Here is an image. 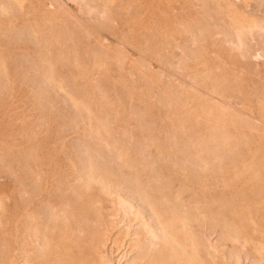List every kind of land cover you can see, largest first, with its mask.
I'll list each match as a JSON object with an SVG mask.
<instances>
[{
  "label": "rangeland",
  "instance_id": "obj_1",
  "mask_svg": "<svg viewBox=\"0 0 264 264\" xmlns=\"http://www.w3.org/2000/svg\"><path fill=\"white\" fill-rule=\"evenodd\" d=\"M263 28L264 0H0V264H26L10 191L31 171L37 211L68 201L95 225L137 191L170 224L169 264H264Z\"/></svg>",
  "mask_w": 264,
  "mask_h": 264
},
{
  "label": "bare ground",
  "instance_id": "obj_2",
  "mask_svg": "<svg viewBox=\"0 0 264 264\" xmlns=\"http://www.w3.org/2000/svg\"><path fill=\"white\" fill-rule=\"evenodd\" d=\"M262 10V9H261ZM259 28V27H258ZM260 29V28H259ZM264 29V28H263ZM262 29V30H263ZM258 31V30H257ZM260 31V30H259ZM192 47V46H191ZM154 84V83H153ZM157 86V85H156ZM155 87V86H154ZM161 88V87H160ZM168 90V89H167ZM179 92V91H178ZM181 93V92H180ZM181 97V96H180ZM173 103V102H172ZM183 105V104H182ZM166 113V112H165ZM225 113V112H224ZM146 138V137H145ZM125 143V142H124ZM142 151V150H141ZM203 151V150H202ZM28 156V155H27ZM37 157V156H36ZM135 157V156H134ZM142 157V156H141ZM38 158V157H37ZM36 158V159H37ZM41 157H39L40 159ZM44 158V157H43ZM31 159V158H30ZM42 159V158H41ZM166 159V158H165ZM135 160V159H134ZM167 160V159H166ZM26 161V160H25ZM29 161V160H28ZM34 161V160H32ZM27 162V161H26ZM140 163V162H139ZM32 163H30L29 161V165H31ZM35 164V163H34ZM28 166V163L25 164ZM24 165V166H25ZM142 165V164H141ZM34 166V165H33ZM48 166V165H47ZM132 166V164H131ZM144 166H146L144 164ZM35 167V166H34ZM45 167V166H44ZM89 168L91 166H88ZM32 168V167H31ZM36 168V167H35ZM38 168V167H37ZM35 169L33 171L36 172ZM49 168V167H48ZM84 168V167H83ZM86 168V167H85ZM22 169V168H21ZM30 169V168H29ZM135 169V168H134ZM44 170V169H43ZM52 170V169H51ZM85 170V169H83ZM82 170V171H83ZM88 171L92 170V169H87ZM85 170L83 171L85 179L88 177V175H91L90 180L92 178V174H89L88 171ZM184 170V169H183ZM20 172H22L21 170H19ZM27 172H29L26 169ZM25 171V172H26ZM124 171V170H123ZM40 172V171H39ZM44 172V171H43ZM41 172V173H43ZM65 172V171H63ZM72 172V171H71ZM68 172V173H71ZM80 172V171H79ZM88 173L86 175V173ZM93 172V171H92ZM48 173V172H47ZM57 173V172H56ZM135 173V172H134ZM137 173V172H136ZM135 173V174H136ZM12 174V173H11ZM15 174V173H14ZM30 174V176L32 177L31 180H28V178H26L27 183L31 186H33V183L35 184V180L33 179V177H37L35 175L34 172H30L28 173ZM80 175V173H77ZM102 174V173H101ZM119 174V173H118ZM133 174V173H132ZM158 174V173H157ZM171 174V173H170ZM182 174V173H181ZM17 176H19L18 174H16ZM23 175V173H22ZM34 175V176H33ZM44 175V174H43ZM72 175V173H71ZM70 175V176H71ZM80 175V176H81ZM103 175V174H102ZM102 175H98L99 177H102ZM13 176V175H12ZM47 176V175H46ZM51 176V175H50ZM67 176V175H66ZM69 176V175H68ZM75 175V177H77ZM95 176V175H93ZM96 176L97 179H99V177ZM134 176V175H133ZM142 176V174H141ZM144 176V175H143ZM25 177V175H24ZM27 177V175H26ZM39 177V176H38ZM41 177V176H40ZM49 177V176H48ZM74 177V175H73ZM79 177V176H78ZM82 176V178H84ZM138 177V176H137ZM18 178V177H17ZM71 178V177H70ZM95 178V179H96ZM119 178V177H118ZM16 177H12L11 179V191H10V198L12 200V206H10L11 208V212H10V221H11V232L13 233V236L17 242L16 244L18 245V247L13 248L12 253H10L9 257H16L17 256V251L19 250L22 254H26L23 258V262H25L26 264L29 263L31 260H33L34 262L32 264H169V252H171L172 250H169L170 246V235H169V227L167 224V222H165L164 220L158 219L155 215V217H151L152 215H154V213H159L157 211V207L154 208L156 209L153 212L150 213V210L148 211L145 207V209L149 212L148 214H146V212H143L142 210L144 209V205L141 202L140 203L138 201L139 197H138V192L135 191L133 193H130L129 195L125 192V195L121 192H119L120 190H122L118 185L120 184V182L115 185L118 186V189L120 188V190L118 191L117 188L114 189L115 187H112L111 185V190L112 188L114 189V193H116V204L117 205V209L115 208L114 211H110L105 218L101 221L99 219H102L99 217V221H97V225H95L94 223L89 222V219H91V216L87 217V212L88 211H84V209L81 208L79 210H81V212H86V216L85 213H74V211L71 209V207L73 206V203H70L68 201H64L66 199V197L64 196V198H60L61 200H63L64 202L59 201L58 204H50L48 202H46L43 207H40V211H37V207L41 206L43 204L42 202V198L41 200H36V202L32 203L31 198L29 200L28 196L27 199L24 197L25 193V188L27 187V183H23L26 186L24 188L17 191V199L14 196V184L16 183L15 181ZM22 179V178H21ZM38 179V178H37ZM40 179H44V181L46 180V177L44 178H40ZM51 179V178H50ZM49 179V180H50ZM66 179V178H64ZM63 179V180H64ZM68 179V178H67ZM66 179V180H67ZM73 179V178H72ZM88 179V178H87ZM94 179V181H96ZM129 178H127L126 181L129 182L128 180ZM17 180V179H16ZM53 180V179H52ZM71 180V179H70ZM83 180V181H84ZM89 180V179H88ZM118 180V179H117ZM120 180V179H119ZM124 180V179H123ZM133 180L135 181V179L133 178ZM137 180V179H136ZM142 180V179H141ZM21 181V180H20ZM24 181V179H23ZM40 181V180H38ZM47 181V180H46ZM54 181V180H53ZM62 183L64 181L60 180ZM69 181V180H68ZM139 181V180H138ZM137 181V182H138ZM18 182V180H17ZM22 182V181H21ZM20 182V183H21ZM48 182V181H47ZM46 182V184H47ZM52 182V181H51ZM67 182V181H66ZM65 182V184H66ZM81 182V181H80ZM85 184L87 183L86 181H84ZM83 182V183H84ZM90 182V181H89ZM88 182V183H89ZM98 182V181H97ZM104 183L103 179L101 178V180L98 183ZM131 182V181H130ZM141 182V181H140ZM19 183V182H18ZM68 183V182H67ZM82 183V184H83ZM88 183L86 185H88ZM107 183V182H106ZM104 183V184H106ZM123 183V181L121 182ZM139 183V182H138ZM22 184V183H21ZM22 184V185H23ZM58 185L59 182L57 181ZM55 184V185H56ZM70 184L74 186V183ZM81 184V185H82ZM84 184V185H85ZM101 184V185H102ZM124 184V183H123ZM123 184H120V186H122ZM130 184V183H129ZM134 184V183H133ZM132 184V185H133ZM142 184V183H141ZM139 183V185H141ZM146 184L145 181L143 182V186ZM19 185V184H18ZM45 185V184H44ZM53 184L51 183V186ZM54 185V186H55ZM80 185V187H81ZM114 185V186H115ZM125 185V184H124ZM131 185V187H132ZM137 186V184H135ZM24 186V185H23ZM38 186V185H36ZM50 186V185H49ZM69 186V185H68ZM83 186V185H82ZM92 186V185H91ZM127 186H130L127 184ZM39 187V186H38ZM94 187V186H93ZM105 189H109L110 187L105 186ZM108 187V188H107ZM55 188V187H53ZM62 188H65L62 186ZM67 188V187H66ZM73 188V187H72ZM84 188H89L88 186L84 187ZM104 188V185H103ZM125 188V187H124ZM130 188V187H129ZM143 188V187H142ZM41 189V187H40ZM44 189V187H43ZM52 189V187H51ZM50 189V190H51ZM58 189V188H57ZM101 189V187H100ZM132 189V188H131ZM135 189V187H134ZM138 190V187L136 188ZM141 189V187L139 188ZM28 190V189H27ZM46 190L48 191V189L46 188ZM53 190V189H52ZM62 190V189H61ZM68 190V189H67ZM65 190V191H67ZM72 190V189H70ZM75 189V194L77 195V191H80L81 189ZM103 190V189H101ZM128 190V188L126 189ZM143 190V189H141ZM140 190V191H141ZM30 191V190H29ZM39 190L35 191L38 192ZM42 191V189H41ZM59 191V190H58ZM106 191V190H105ZM104 191V192H105ZM109 191V190H108ZM123 191V190H122ZM144 191V190H143ZM148 191V190H145ZM71 192V191H70ZM86 192V191H85ZM93 192V191H92ZM91 192V193H92ZM137 192V193H136ZM175 192V191H173ZM178 192V191H177ZM48 193V192H47ZM54 193V192H53ZM57 193V192H56ZM67 193V192H66ZM83 193L84 197L85 193ZM107 193V192H106ZM105 193V194H106ZM129 193V192H128ZM141 193V192H140ZM28 194V193H27ZM35 194V193H34ZM40 194V193H39ZM61 194V193H60ZM90 194V192H89ZM88 193L86 194L87 196L89 195ZM93 194V193H92ZM147 194V193H143ZM167 194V193H165ZM183 194V193H182ZM30 195V192H29ZM71 195V194H70ZM69 195V196H70ZM82 195V194H79ZM111 195V193H110ZM149 195V194H148ZM184 195V194H183ZM193 195V193H192ZM39 196V195H38ZM50 196V194H49ZM52 196V195H51ZM56 196V195H53ZM62 196V197H63ZM94 199V195H92ZM114 197V195H112ZM146 200L149 199L151 197L144 195ZM143 196V197H144ZM182 195H177V193H175L173 195V201L177 202L178 205L176 206H181V209L184 207L186 210V215H189L191 219V217L194 218H200V216L203 217V210L201 209V207L199 208L197 205V202L194 200L192 202H185V198L183 199L181 197ZM30 197V196H29ZM34 197V196H33ZM80 197V196H79ZM82 197V196H81ZM90 197V195H89ZM110 197V196H109ZM164 197V196H163ZM167 197V195H166ZM166 197L165 202L166 201ZM169 199H172V196H168ZM171 197V198H170ZM184 197V196H183ZM59 198V197H58ZM71 198V197H70ZM83 198V197H82ZM46 198H44L43 200H45ZM75 198H72V200ZM80 199V198H79ZM77 199V200H79ZM90 198H85L84 200L89 202ZM134 199L137 200V203H134ZM59 200V199H57ZM71 200V201H72ZM91 200V199H90ZM132 200V201H131ZM149 200L147 202H145L146 206L151 204V202H149ZM48 201V200H47ZM80 204H82V200H79ZM84 201V202H85ZM97 201V200H96ZM96 201H91V202H95ZM112 201V200H111ZM171 200H169L168 202L170 203ZM173 201H171V203L173 204ZM76 203V201H74ZM98 202V201H97ZM149 202V203H148ZM167 202V204H168ZM52 203H55L54 201ZM57 203V202H56ZM153 203V202H152ZM155 203V202H154ZM153 203V204H154ZM242 203V202H241ZM34 204V205H33ZM86 204V203H85ZM89 204V206L91 205L90 202L87 203V205ZM93 204V203H92ZM97 204V203H96ZM164 203H162L163 205ZM166 204V203H165ZM166 204V205H167ZM175 204V203H174ZM173 204V205H174ZM33 205V206H32ZM98 205V204H97ZM152 205V204H151ZM150 205V206H151ZM155 205V204H154ZM161 205V206H162ZM166 205H164L163 207H165ZM220 205V204H218ZM76 206L77 203H76ZM82 206V205H79ZM93 206V205H92ZM95 206V205H94ZM168 206V205H167ZM166 206V207H167ZM172 206V205H171ZM200 206V205H199ZM91 207V206H90ZM152 207V206H151ZM162 207V208H163ZM175 207V206H174ZM218 207V206H216ZM220 207V206H219ZM222 207V206H221ZM89 208V207H87ZM94 208H97L96 206ZM109 208V207H108ZM169 208V207H168ZM178 208V207H177ZM223 208V207H222ZM36 209V210H35ZM76 209V208H75ZM93 209V207H92ZM98 209V208H97ZM106 209V208H105ZM165 209V208H164ZM209 209V208H208ZM218 209V208H217ZM220 209V208H219ZM224 209V208H223ZM96 209H94L95 212ZM101 210V209H100ZM99 210V211H100ZM112 210V209H111ZM144 210V211H146ZM76 211V210H75ZM93 211V210H92ZM153 211V210H152ZM166 211V210H165ZM183 211V210H182ZM205 211V210H204ZM210 211V210H209ZM78 212V211H77ZM101 212V211H100ZM181 212V211H180ZM215 212V211H214ZM91 213V210H90ZM161 213V211H160ZM93 214V213H92ZM98 214V213H97ZM100 214V213H99ZM151 216H150V215ZM202 214V215H201ZM223 214V213H222ZM78 215V216H77ZM96 215V214H95ZM160 215H163L162 213ZM160 215H157L160 217ZM181 215V214H180ZM210 215V214H209ZM99 216V215H97ZM166 216V215H165ZM205 216V215H204ZM186 217V218H187ZM89 218V219H88ZM155 218L156 221L162 222L163 224L160 226V224L157 225V223L152 219ZM165 218V217H164ZM180 218V217H179ZM183 218V217H181ZM180 218V221H182V219ZM207 218V217H206ZM94 219V218H93ZM185 219V217H184ZM231 219V218H230ZM86 220H88V224H90L89 226H86L85 222ZM95 220V219H94ZM97 220V219H96ZM186 220V219H185ZM195 220V219H194ZM187 221V220H186ZM189 221V219H188ZM197 221V219H196ZM201 222V218L199 220ZM190 222V221H189ZM10 223V222H9ZM9 225V224H8ZM178 225V224H177ZM182 226L184 225L183 222L181 224ZM10 226V225H9ZM174 227V226H173ZM181 227V226H180ZM56 228V231H55ZM182 229V228H181ZM235 229V228H234ZM236 230V229H235ZM171 231V230H170ZM141 233L145 234V235H149L150 237L152 236H156L159 238L160 240V248L162 249L159 252L156 251H150V249H145L143 245H145V243L143 242L142 239V235ZM232 233V232H231ZM241 233V232H240ZM244 232L241 233V235ZM236 234V233H235ZM246 234V233H245ZM244 234V235H245ZM238 235V233H237ZM243 235V236H244ZM144 236V235H143ZM173 236V235H171ZM242 236V237H243ZM149 237V238H150ZM177 237V236H176ZM241 237V238H242ZM244 238V237H243ZM264 238V237H263ZM147 239V238H146ZM175 239V238H174ZM151 240V239H150ZM178 240V238H177ZM14 242V241H13ZM153 242V241H152ZM173 242V241H172ZM171 242V243H172ZM177 243V242H175ZM179 243V242H178ZM172 245V244H171ZM175 245V244H174ZM179 245V244H177ZM176 245V246H177ZM12 246V245H11ZM147 246V244L145 245V247ZM157 246V245H156ZM181 246V245H180ZM260 246V245H259ZM178 247V246H177ZM262 247V246H261ZM173 248V247H172ZM171 248V249H172ZM257 248V247H256ZM182 249V247L180 248ZM194 249V248H193ZM263 249V248H262ZM174 250L175 247H174ZM188 250V249H187ZM264 250V249H263ZM183 251V250H181ZM258 251V250H257ZM256 251V252H257ZM184 252V251H183ZM262 252V251H261ZM264 252V251H263ZM258 253V252H257ZM20 254V253H19ZM18 254V256H19ZM21 255V254H20ZM215 258V257H214ZM2 263V262H1ZM238 263V262H237ZM262 263V262H261ZM31 264V263H30Z\"/></svg>",
  "mask_w": 264,
  "mask_h": 264
}]
</instances>
